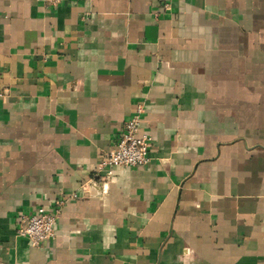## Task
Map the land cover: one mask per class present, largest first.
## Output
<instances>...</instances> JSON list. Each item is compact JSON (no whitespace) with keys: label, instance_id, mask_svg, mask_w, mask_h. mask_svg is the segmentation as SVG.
<instances>
[{"label":"crops","instance_id":"0c3cea01","mask_svg":"<svg viewBox=\"0 0 264 264\" xmlns=\"http://www.w3.org/2000/svg\"><path fill=\"white\" fill-rule=\"evenodd\" d=\"M0 264H264V0H0Z\"/></svg>","mask_w":264,"mask_h":264},{"label":"built area","instance_id":"2783aa9c","mask_svg":"<svg viewBox=\"0 0 264 264\" xmlns=\"http://www.w3.org/2000/svg\"><path fill=\"white\" fill-rule=\"evenodd\" d=\"M57 5L63 0H39ZM143 106H138L136 113L125 123L116 148L98 164V172L108 179H113L114 167H137L148 164L151 137L141 133V115ZM71 197H77L73 194ZM67 196L55 201L53 208L39 207L32 214L23 215L17 234L29 240L32 246L52 240L56 236V223Z\"/></svg>","mask_w":264,"mask_h":264}]
</instances>
